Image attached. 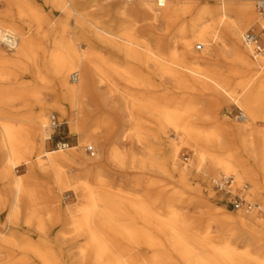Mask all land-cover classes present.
Wrapping results in <instances>:
<instances>
[{"label":"bare ground","instance_id":"6f19581e","mask_svg":"<svg viewBox=\"0 0 264 264\" xmlns=\"http://www.w3.org/2000/svg\"><path fill=\"white\" fill-rule=\"evenodd\" d=\"M6 1L8 7L0 11V248L17 243L21 213L26 210L24 222L41 232L47 231L49 222L59 227L61 235L85 237L82 259L76 264H264V217L257 208L232 215L203 201L209 216L197 225L194 217L183 211L185 191L169 194L159 211L153 205L159 196L115 194L105 175L108 164L124 170L157 165L159 153L148 145V137L153 135L164 143V167L176 172L182 184H188L192 168L203 173L210 170L213 179L232 175L233 187L245 191L251 202L262 199L264 127L257 126L256 119L264 118V68L248 77L246 72L256 61L244 42L245 30L261 20L254 6L257 0H245L237 12L228 2L232 0H139L136 5L119 0L112 4L110 12L130 22L147 21L139 27L141 35L131 23L89 24L85 16L76 17L75 29L66 21L59 29H46L42 21L36 22L35 29L20 28L10 21L12 17L40 16L31 12L24 0ZM55 1L67 17L75 2L85 6L107 3ZM160 23L166 28L158 31ZM152 39L158 43L153 45ZM196 41V46L203 45V52L193 50ZM3 42L14 47L15 55L3 52ZM84 43L86 48L81 47ZM226 52L240 62L239 78L228 74L215 78L207 72L213 55ZM142 66L175 78L183 89L207 94L212 122H203L206 113L192 99L164 93L147 95L143 105L156 116L151 117L153 134L144 132V119L137 117L133 102L138 97L121 89L122 83L136 86L140 82L135 74ZM76 71L79 79L72 83L70 74ZM237 71V67H229L230 73ZM123 95L126 103L132 101L133 105L131 124L124 128L115 118L120 106L110 107L116 96ZM221 100L234 102L245 112L241 123H229L218 116L214 109ZM95 105L99 107L96 115ZM52 109L78 135V146L44 148L51 139ZM124 140L143 144L147 152L121 147L119 142ZM93 145L99 153L92 158L82 149L74 151ZM184 146L193 149L189 164L181 162ZM253 158L256 164L251 163ZM23 165L29 172L26 178L16 174ZM44 176L54 178L61 189L73 187L81 197L78 209L67 207L50 189L41 191L37 182ZM246 179L252 184L245 183ZM132 182L140 184L138 176ZM201 191L211 194L209 187ZM113 195L119 199L117 203H112ZM124 204L133 212H127ZM48 206H52V216L45 221L42 212ZM137 219L152 223L162 237L152 233L138 237L143 232L133 226ZM213 222L219 226L217 234L209 230ZM240 232L247 233L244 249L239 247ZM139 241L149 243L147 254L132 252L134 248L122 244ZM42 257L44 263L55 264L50 255Z\"/></svg>","mask_w":264,"mask_h":264},{"label":"rangeland","instance_id":"374dc122","mask_svg":"<svg viewBox=\"0 0 264 264\" xmlns=\"http://www.w3.org/2000/svg\"><path fill=\"white\" fill-rule=\"evenodd\" d=\"M28 8L31 12H35L40 16V19H36L35 17H26L24 19L12 17L10 21L16 22L18 27L21 26H31L33 29L37 26V21H42V24L45 26L46 29H52L55 26L59 29L63 26V23L66 21L71 29H75L77 25L76 17L85 16V21L89 24H97L100 22H108L110 21L111 24H133L134 30L137 35H141L139 31V27L145 25L147 21L145 20H137L134 19L131 22L125 17L121 15L114 14L110 12V8L112 4L118 2L119 0H107L106 4H102L100 6L95 5L93 3L88 5H82L80 2H75L73 7L70 8L72 11V15L67 17V13L62 10L60 11V5L56 3L55 0H24ZM66 2L67 0H63ZM139 0H131L133 5ZM185 2L184 0H182ZM195 2H205V0H195ZM210 2H217L212 0ZM232 3L235 11H239L241 6L246 2L245 0H232L228 1ZM8 3L6 0H0V11H5L8 7ZM69 6V3H67ZM257 11V2L254 3ZM163 8V7H162ZM257 12V13H258ZM260 14V12L258 13ZM264 19L261 15L260 22L249 26L245 32L250 30L251 28L260 29ZM180 22V21H179ZM166 28V25L160 23L157 26L158 31ZM244 32V33H245ZM142 38H147L144 36ZM153 45H156L158 42L157 40H151ZM199 43L196 41L193 44V50L197 52H203L204 47L201 50L196 48V44ZM81 47L86 48L85 43L81 44ZM2 50L7 55H15L14 47L8 45L7 43L2 44ZM249 50V49H248ZM251 52V50H249ZM225 55H213V61L208 64L209 75H214L215 78H218L219 75H230L233 78H239L240 73V62L235 60L234 56L230 52L224 53ZM253 61H256V64L248 68L246 74L248 77H252L257 74V71L260 69V62H258L253 52H251ZM237 67V72H229V67ZM72 72L70 74V81L75 83L72 79ZM79 73V72H78ZM136 77L140 79V82L136 86H132L130 84L122 83L121 89L122 91H132L138 99H135V110H137V117H143L144 125L143 129L144 132H148L153 134V129L155 128V122L151 119V117L156 116L148 107L143 105V101L147 95H151L152 97H157L161 94H174L181 99H192L197 102L200 109L206 113L204 116L203 122L204 123H211L212 122V113H210L211 109V102L208 99L207 94L202 93L200 90H193V89H183L181 88V84L173 77L168 75H160L155 71H152L146 66H142L138 72H136ZM50 101H54L53 96L48 97ZM131 101V100H130ZM130 103H126L125 96H116L114 101L110 103V107L116 108L120 106V115L119 117H115L117 123L120 127H128L130 126V119L132 117V110L133 105ZM93 106V105H92ZM94 113L98 111L99 107L94 106ZM214 111L221 117L223 120L238 124L242 121V113L245 112L239 108V106L234 102H229L227 100H221L219 104L215 107ZM97 113H95L96 115ZM212 114V115H211ZM55 115L57 118L58 123L60 124L58 127L54 128L51 126V118ZM262 117V116H261ZM257 118L256 124L257 126L264 127V118ZM94 118V117H93ZM49 129L51 139L45 144L44 148L47 150H60L59 144L61 142H68L70 147L78 146V135L74 134L67 123L66 119L61 116V114L56 110L52 109L49 113ZM149 135V134H148ZM173 136V135H172ZM148 145L154 147L157 150L159 155H157V165L153 168L146 169V170H137L128 169L124 170L121 167H118L114 164H108L105 169V175L107 176L111 188L113 192L116 194L120 191L131 192L133 194H142L147 193L152 196L154 199L156 196H159V200L156 201L153 205L159 211H163L162 202L169 194L174 192L175 190H183L185 191V200L183 202V211L188 213L189 215L194 217V224L200 225L201 223L205 222L208 218V208L202 202L205 201L209 203L211 206L216 207L222 211H226L229 214L237 215L241 209L243 208H236L229 202L230 196L227 195L224 191L218 190L213 183L214 173L213 171L207 170L208 172H198L195 168H192L191 173L188 176V184H182L179 182L178 174L171 169L164 167V158L162 154V150L164 148V143L154 136L148 137ZM121 143V147L126 149L133 150L136 153L147 152L146 146L140 143H131L126 142L124 140ZM87 145V144H86ZM126 146V147H125ZM94 147V154H91L87 151V147L80 148L78 147L76 150L82 149L87 156L90 158L97 156L99 153L98 147L93 145ZM67 150V149H66ZM181 153V162L185 164H189L193 159V149L190 146H184ZM256 159H251V163L256 164ZM16 174L20 175L22 178H26L29 174L27 166L23 165L16 169ZM138 176L139 183L138 185H134L132 182L133 177ZM247 184H252L250 179L244 180ZM248 186V185H247ZM37 187L43 191L45 189H50L56 195H59L67 207H71L74 209H78L81 203L80 194L76 193L73 187H65L63 189L60 188V185L54 180L52 177L44 176L40 178L37 182ZM209 187L211 189V194L207 191H201L202 188L205 189ZM237 188V187H236ZM236 188H232L234 193H239V190ZM112 203H117L119 199L113 195L110 197ZM161 199V200H160ZM253 204L255 205H262L264 206V192L262 193V199L255 198L253 200ZM260 205V206H261ZM261 206V207H262ZM52 206H48L46 209L43 210V216L45 221H49L50 217L52 216V210H50ZM124 208L127 212H133L129 209V206L124 204ZM264 208V207H262ZM27 215L26 210H22L20 221L21 224L19 225L20 228L17 232V243L10 244L0 248V264H46L44 263V259L42 255H50L51 259L55 262V264H76L77 261L82 259L81 255V247L85 243V237L82 235H61L58 233V228L53 226V224H47V231L41 232L38 230L35 225H29L25 223V216ZM133 226L138 230L142 231L143 233H139L138 237H143L145 234L149 235H157L162 237V234L157 232L155 226L152 223H148L145 220L137 219ZM210 231L212 234H217L219 230V226L217 223L213 222L210 225ZM17 228V227H16ZM241 238L239 239V247L241 249L245 248L246 245V237L247 233L240 232ZM123 245H129L130 247L134 248L132 252H140L141 255H145L148 253L149 248L148 242L146 241H139V242H131V243H122ZM37 247V249L35 248ZM256 248V247H255ZM42 254V255H41ZM180 260V259H179ZM74 262V263H73Z\"/></svg>","mask_w":264,"mask_h":264},{"label":"built area","instance_id":"2783aa9c","mask_svg":"<svg viewBox=\"0 0 264 264\" xmlns=\"http://www.w3.org/2000/svg\"><path fill=\"white\" fill-rule=\"evenodd\" d=\"M257 7L264 19V0H257ZM244 42L248 47L252 49L253 55L255 59L260 62L261 69L264 68V21L260 27V29L257 28H251L244 34ZM198 50L203 49L202 44H198L196 46ZM73 81H77L79 79V73L76 71L72 74ZM244 114L242 113V117ZM60 124L57 121V118L55 115L51 118V126L56 128ZM60 150H66L71 148L70 144L68 142H61L59 144ZM87 151H89L91 154H94V147L88 146ZM214 186L220 190L224 191L227 195L230 196V200L228 203H231L236 208H243L246 210H253L258 209L259 213L263 215L264 217V208H262L260 205H255L253 202L247 199V194L245 191H239V193H234L232 188L234 185V177L232 175H222L216 179H213ZM247 189V187H246Z\"/></svg>","mask_w":264,"mask_h":264}]
</instances>
